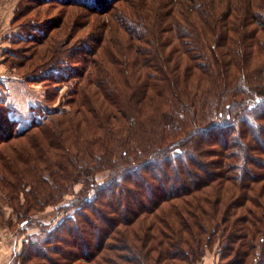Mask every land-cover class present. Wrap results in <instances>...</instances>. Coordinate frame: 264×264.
Listing matches in <instances>:
<instances>
[{"label":"trees","instance_id":"1","mask_svg":"<svg viewBox=\"0 0 264 264\" xmlns=\"http://www.w3.org/2000/svg\"><path fill=\"white\" fill-rule=\"evenodd\" d=\"M27 1L78 6L108 14L105 24L112 33V47L99 48L100 45H87L88 41H85L74 52L82 55V59L70 61L66 57L61 58L60 66H64L61 71L56 67H49L39 72L41 76L35 72H30L29 75L15 74L22 80L42 77L48 81L60 77L69 78L70 74L76 75L78 86L71 89L73 97L69 101L74 112L85 117L89 127L94 125L106 130L104 135L94 132L97 135L93 143L85 142L84 149L77 146L72 148H76L78 153L82 151L87 160L99 162L102 166L100 168L109 170L108 176L100 183L91 182L86 185L85 189L91 188L95 193L81 195L71 201L69 205H77L79 208L72 209L52 227H46L43 233L45 236L38 240L31 239L28 242L32 245L30 249L44 253L41 248L43 244L55 243L53 248L62 254V264H197L217 243L219 254L216 264H255L258 257L259 264H264V211L258 215L254 210L263 201L257 197L264 193V181L255 186L264 180V157H259L264 156V65H258L257 74L246 79L243 73L235 76V72H230L236 68L232 66L236 65L233 61L227 62L225 52L222 51L219 57L217 54L213 55L215 50L211 56L204 51L205 44L197 40V32L195 34L178 20V17L190 20L191 17L197 18L207 29L208 24L212 23L209 18L213 13H210V6L204 0H158L155 4L149 0L142 4L135 2L138 0H18V5L23 7L20 12H24V7L28 6ZM118 1L123 2L117 5ZM171 3L174 5L170 6ZM163 4H166L165 9H159ZM214 7L222 8L219 4ZM232 8L229 5L226 10L233 11ZM165 14L168 20L165 19ZM16 21L17 18L14 22ZM252 21L264 36V12H254ZM14 22L12 25H15ZM18 24L23 35H11V44L36 43L44 38L48 26L33 18ZM195 27L202 32L201 25ZM254 31L255 29H251L242 33L250 36ZM254 40L253 44H258L263 53L264 38L255 36ZM99 41L101 44V40ZM172 41L176 43L172 44ZM11 44L5 49L6 55L16 56L15 51L10 48ZM206 49L210 51L209 47ZM127 53H131L130 58H127ZM165 55L169 59L175 57L174 67H181L184 62V67L190 72L187 80L185 77L184 88L178 90L173 84L170 85L169 78H166L167 85L163 84L164 77H159L152 71L151 66H159L158 70L165 67ZM229 55L236 58L232 49ZM119 56L123 64L133 67L136 75L132 86L122 82L127 88L125 93L131 96L127 98L130 105L122 104L120 92L115 85H121V82L113 79L119 76V70L113 72L110 68L112 63H120ZM186 58L193 62L186 63ZM219 58L216 67L215 61ZM236 62L239 64V59ZM72 63L74 66H71ZM76 63L84 64L83 68L77 69ZM90 64L93 68L85 78V66L89 67ZM220 65L221 72L218 70ZM192 67L200 73V78ZM210 79L211 83L208 82ZM190 80L195 83L190 84ZM171 82L174 83L172 79ZM196 82L198 84L195 89ZM85 84L93 89L95 99L89 100L97 106V113H94L96 107L93 103L87 100L88 96L82 94L81 88ZM167 89L173 90L172 98L168 96ZM206 94H211L215 101L211 103V114L207 112L209 116L204 119L198 117L195 105L208 107L210 98ZM94 95L91 94L90 97L93 98ZM202 95L205 102L200 104ZM189 96L194 98L192 102L183 100ZM123 98L126 100V97ZM104 103L115 110L107 112V107L103 108ZM177 104L183 106L186 114L179 110ZM157 108L160 113L154 121L149 113ZM3 109L1 108L0 113H5L4 118H0V142L13 145L11 152L16 154L20 162L8 165V156L2 158L1 167L6 166L7 172L0 175V185L14 187L9 200L14 199V211L18 213V218L27 222L26 211L31 207L26 206V203L34 206L32 209L54 204L68 187L67 183L77 179L79 172H75L73 167L59 164V159H55L58 155H54V151H61L65 157L66 148L69 166L76 162L65 144L70 136L63 142L57 134L59 132L51 127L54 122L63 125L61 117L52 120L48 118L58 114V111L53 110L43 121H32L22 129H13V126L8 128V124H12L11 115L6 114L8 108L5 107V111ZM100 111L102 116L98 115ZM92 113L98 119L89 115ZM142 114H145V120L141 117ZM107 115L116 117L118 127L111 118L108 123L116 125L117 129L103 122ZM191 117L192 120L199 121L191 125L188 122ZM148 118L151 121L147 123L145 121ZM154 125L160 130L158 134H153L156 132L152 128ZM114 129L117 133L108 136ZM122 130L132 134L138 130L146 132L152 147L147 149L137 144L138 139L135 142L131 135H123L120 132ZM223 130L221 139L217 142L214 140L216 149L199 146L204 139L201 138L198 142L195 133L200 131L204 136H211L214 131ZM37 133L43 134L47 143L42 140V143H34L33 138L38 137ZM230 134L233 135L228 137ZM250 137L256 139L252 147L244 143L249 144L252 140ZM18 138H26L28 141L18 143L15 141ZM93 147H99L102 154L95 152ZM247 147L258 157L246 154ZM2 150L3 148L0 149V154ZM31 151H36L35 158ZM21 153L31 154L22 157ZM210 156L217 158L212 160ZM95 157L100 161L94 160ZM160 160L167 164L154 168ZM173 162H176V167ZM39 163H47L48 168H38ZM92 167L93 164H88L82 168L83 171L80 170L84 181L97 171L95 168L92 170ZM253 168L262 169V174H258V170ZM45 169L49 173L47 178L43 173ZM39 175L44 181L40 180L38 186L42 185L44 190L38 192V187L32 188L22 204L26 206L22 211L17 205L16 189L21 184L30 185L27 179L40 177ZM108 191L107 195L104 194ZM39 193L44 195L40 196ZM104 198L108 201L104 202ZM81 206L83 211L87 209L94 218L80 212ZM261 207L264 206L261 204ZM138 218L141 220L137 221ZM57 231L61 235L56 236ZM62 245H69L70 250H62ZM113 248L119 250L117 255L122 262L113 261L109 254L107 257L103 255L104 257L97 258L105 249L112 251L110 253L115 256Z\"/></svg>","mask_w":264,"mask_h":264},{"label":"rangeland","instance_id":"2","mask_svg":"<svg viewBox=\"0 0 264 264\" xmlns=\"http://www.w3.org/2000/svg\"><path fill=\"white\" fill-rule=\"evenodd\" d=\"M18 0H0V113L1 108H4L3 111H5V107L8 108V111L6 114L11 115L12 124H8V128L13 129H22L24 128L28 123L32 121H43L45 117L50 114L53 110L58 111V114L50 115L48 118L54 119V118H62L63 119V125L57 124V122H54L51 124V127H53L56 131H58L61 137V140L64 142V139L70 136V139L67 141V148L68 152H70L75 158L76 162L72 163L71 166L67 163L66 159V148H65V157L63 153L60 151H54V155L57 154L58 157L55 159H59V164H64L66 167H73L75 172H79V176L77 179L73 182L67 183V186L65 188V191L61 193V197L57 202L54 204L46 205L43 208L36 207V209H32L34 206H29L28 203H26V206L31 207L29 210L26 211L28 217V221H23L20 217L18 218V213L14 211V199L9 200V196L13 194V188L11 186H1L0 185V264H54V263H63L62 254L57 253L55 250L56 248H53V245L55 243H52L50 245L43 244L41 248H43L44 253L39 252L36 250H32L31 244L28 242H31V239H37L41 238L42 236H45L44 231L46 230V227H52L55 222H59L61 219H63L65 216H67L72 209H78L79 206H71L69 205L71 201H73L76 198H79L81 195H93L95 192L91 190V188L85 189L86 185H90L92 182L93 184H97L102 182L109 174L108 169L100 168V163L93 161L92 159L87 160L86 156H84V153L77 152L76 148H72L77 146L80 149H84V146L86 143H93L94 137L97 135L94 132L99 133L100 135H104L106 133V130L100 129L98 127L88 126L87 125V119L85 117L82 118L81 114L77 115L79 113L74 112V108L72 106V103L69 101L73 97L70 94V91L74 86H78V78L76 75L70 74V77H60L54 80H46L44 78L36 77L35 80H22L20 77H18L15 74H31L30 72H35V74L41 76L39 72L50 68H57L59 71H61L64 66H60V60L63 57H66L70 61H74L76 59H82V55L79 56L77 53L75 54V50L77 47L81 44H84L85 41H88L87 45L94 44L95 46H99V48L102 46L103 48L105 46L112 47V33L111 31L106 27V22L108 21L106 16L108 14L98 13V12H92L87 9H83L78 6H69L66 7L65 5H58V4H43V3H35L34 1H27L28 6L24 7V12H20L23 7L21 5H18ZM148 0H138L135 2H138L140 4L146 2ZM152 4H155L158 2V0H149ZM166 2H169L170 0H165ZM173 1V0H172ZM207 4L210 6V13H213V15L209 18V20H212V23L208 24L207 29L203 27L202 22L197 18L187 19V17H178V20L182 25L187 26L191 30L194 31L196 34L197 32V40L205 44L204 51L210 56L212 55L213 50H215V54L219 57L221 56V52H225L227 62L230 63L233 61L234 65L230 72H235V76L241 75L242 73L245 75L246 79H249V76L257 74V67L258 65H264V51L263 53L260 51V46L255 43L254 37L258 36V38H264L263 34L258 29L257 25L254 21H252V14L255 12H264V0H223L222 3L219 0H204ZM214 1V2H211ZM123 1H118L117 5L122 3ZM25 3V2H24ZM150 4V5H152ZM219 4L221 6V9H215V5ZM174 4L171 3L170 6H173ZM232 6V10H226V7ZM166 7V4H163L159 9L164 10ZM139 9V8H138ZM15 10V11H14ZM250 12V13H248ZM14 13V15H13ZM21 14L23 16L19 17ZM26 13V14H25ZM162 13V12H161ZM172 16V15H171ZM209 16V15H208ZM15 18H17V21H15ZM36 20L37 22H41V24H47L46 28V34L44 38H42L40 41L36 43H13L11 44L10 36L11 35H19L22 36L23 32L18 23L25 22L29 19ZM147 16L145 17V20L147 21ZM165 19L168 20L167 15L165 14ZM19 20V21H18ZM190 20V21H189ZM13 22L15 25H12ZM148 23V21H147ZM197 24V25H196ZM201 25V31H198L195 26ZM194 27V28H193ZM251 29H255L254 32L251 33L250 36L245 35L248 31ZM246 31L245 34L242 32ZM255 34V35H254ZM204 35V36H203ZM253 36V38H251ZM103 37V38H102ZM203 37V39H202ZM101 38V39H100ZM249 38V39H248ZM88 39V40H87ZM101 40V44L100 41ZM205 40V41H204ZM97 41V42H96ZM99 41V42H98ZM176 42L177 39H176ZM176 42L172 41V44H175ZM10 46L11 49L15 51V55H6L7 47ZM93 46V45H92ZM258 46V47H257ZM85 47V45H84ZM209 47L210 51L206 48ZM151 48V46H150ZM232 49L235 52L236 58L233 55H229V51ZM103 53L105 51L103 50ZM133 53V52H132ZM241 53V54H240ZM108 55V52L106 51L105 55ZM129 54L127 53V58L129 57ZM87 56V55H86ZM241 57V58H240ZM87 58V57H86ZM93 58V57H92ZM175 57L173 56V59ZM232 58V59H231ZM239 59V64H237L236 60ZM120 63L114 64L110 66V68L114 71L119 70V76L117 78H113L115 82L118 80L121 82V85L115 83V85L118 88V91L120 92V100H122V104L130 105L128 103L127 98H131L129 94H126V87L122 82H126V84L133 85L134 80L136 79V75L134 72L133 67L129 64H123L121 62V57H118ZM164 63L165 67L159 69V66H151L152 71H154L159 77H164L162 81H164L163 84H166V78L170 79V85L173 84L178 88H184L185 85V77L187 80V77L190 75L188 73V70L184 67V62L182 66L180 67H174V60L172 58L169 59L168 56L165 55ZM186 63L193 62L190 59H185ZM219 59H217L216 67L219 64ZM195 61V60H194ZM111 63V62H110ZM71 66H74V63L71 64ZM76 68L81 70L84 66L82 63H76ZM86 67V73L85 78L90 73V69H92V65ZM228 67V66H227ZM231 67V68H232ZM220 69L219 72H221V65L218 67ZM78 70V71H79ZM192 70L198 74V71L196 69ZM196 74V75H197ZM200 74V73H199ZM198 74V76H199ZM67 75V74H66ZM72 75V76H71ZM208 76V75H207ZM209 77V76H208ZM84 80V76L82 77ZM200 78V76H199ZM31 79V77H30ZM171 79L174 81V83L171 82ZM190 79V78H189ZM208 81V80H207ZM195 81L190 80V84ZM208 82H212L211 79ZM221 83V81L219 80ZM193 83V84H194ZM196 84H194V88L196 89ZM253 84V82H251ZM194 89V90H195ZM92 87L89 84H85L83 88H81L82 94L87 95L88 101H91L89 99H95V95L92 92ZM167 94L172 98V89H167ZM94 95L93 98L90 97V95ZM209 98V105L208 107H200L198 105H195V108L197 107V114L198 117L206 119L211 114L212 101H215L213 97L211 98V94H206ZM200 100V104L205 102V97L202 95ZM126 97V100L123 98ZM184 96H182L183 98ZM83 98V97H82ZM186 102H192L194 98L192 99L190 96L186 99H183ZM92 102V101H91ZM93 103V102H92ZM155 103V102H154ZM181 104V103H180ZM216 104V102L214 103ZM94 105V103H93ZM95 106V105H94ZM96 109L94 110V113H97V106H95ZM107 107L108 111H114L115 109L110 106L108 103H104L103 108ZM177 107L182 112H185L182 105L177 104ZM160 113L159 108L152 110L151 113L153 116V119L158 117ZM89 115H94L89 114ZM98 115H101V111L98 112ZM4 114H0V118H4ZM63 116V117H62ZM67 116V118H65ZM96 118L97 116L94 115ZM145 114H142L141 117L143 120ZM188 117H190V113H188ZM111 116L107 115V118L104 119V123L109 124L108 122ZM191 117V125L195 124L199 120H195ZM98 119V118H97ZM113 123L117 124V127L119 126L115 118H111ZM151 119H147L145 122H150ZM65 124V125H64ZM111 128H116V125H112ZM146 125V124H145ZM63 126V127H62ZM124 126H127V122L124 123ZM152 127V126H150ZM60 128H63L59 131ZM156 130L153 134H158L160 132L157 125H154L152 127ZM114 129L108 136L115 135L117 133V130ZM64 132V133H63ZM123 135H131L136 142L135 139H138L139 142H136L137 144H141L144 147L151 148L152 145L151 140H148V134L144 131L138 130L135 133H131L130 131H120ZM223 131L213 132L211 136L208 135H202L201 132H197V140H201V138L204 139L202 143H200V147L203 148H209V149H216L217 145L214 144V140L217 142V140L221 139V134L223 135ZM264 132V131H263ZM64 134V135H63ZM66 134V135H65ZM200 134V135H199ZM63 135V136H62ZM233 134H230L228 137L232 136ZM37 138H33L34 143L42 142L47 143V138L44 137L43 134L37 133ZM233 138V137H232ZM260 138H262L260 136ZM252 139L249 144H246L247 146H254L253 141H255V137ZM255 139V140H254ZM18 143H26L28 139L26 138H18L15 140ZM12 141V142H15ZM75 143H74V142ZM157 141V140H156ZM261 141V139H260ZM41 142V143H42ZM69 142V143H68ZM86 142V143H85ZM208 142V143H207ZM159 144V143H158ZM213 144V145H212ZM4 144L0 142V149L3 148L0 154V175H5L6 166H2V158H6L7 155V164L8 165H14L15 162H20L19 158L16 157V154L12 151L11 147L13 145ZM155 147V146H154ZM242 147V145H241ZM250 147H247L245 150V153H249L250 155L254 154L256 158L258 157L255 153H252V149H248ZM94 151L100 153L101 149L99 147H93ZM73 151V152H72ZM36 151H31L32 156L35 158ZM21 153L22 157L30 156V154ZM42 155H45V152L41 153ZM95 156V154H94ZM212 160H215L217 157L210 156ZM259 157H264L260 155ZM6 160V159H5ZM94 160L100 161L98 157H95ZM88 164H93L92 170L97 169L94 173H92L88 178L87 181H84V175L80 173V170L83 171L82 168H84ZM164 164H167L166 161L162 163V160L157 161L155 164L156 167L163 166ZM7 165V166H8ZM38 168H48L47 163L38 164ZM173 166L176 167V162H173ZM102 167V166H101ZM169 167V166H168ZM171 167V166H170ZM78 168V169H77ZM95 168V169H94ZM100 168V169H99ZM252 168V167H251ZM250 168V169H251ZM91 170V171H92ZM253 170H258V174H262L261 170L259 168H253ZM60 173V171H57ZM44 176L46 178L48 177V170L43 171ZM58 173H55L56 176ZM40 177H33L32 179H27L29 181L30 185L21 184L18 189H16L17 193V205L19 208L24 211V208L26 206H22V204L25 202L26 196L32 188L38 187V189L41 192V190H44V187L38 186L41 182L40 180L44 179L39 175ZM43 176V177H44ZM56 178V177H55ZM82 178V179H81ZM59 179H57L58 181ZM262 181H259V183H256L255 186L261 184ZM56 182V180L54 181ZM110 191V190H109ZM108 192H105L104 194L107 195ZM8 192H12L11 194H8ZM44 193V192H43ZM40 196H43L44 194L39 193ZM15 196V194H14ZM44 199V197H42ZM112 199H114L112 197ZM257 199L263 200L259 205H256L254 210L258 215H261V212L264 211V207H261V204L264 206V193L257 197ZM107 198H104V202H107ZM94 204V203H92ZM96 206H98L96 204ZM249 206V204H248ZM76 207V208H75ZM99 207H101L99 205ZM102 208V207H101ZM85 210V209H84ZM82 210V206L80 209V212ZM24 213V212H23ZM87 214V216L90 218H94V216L87 211H83V214ZM24 219V218H23ZM94 220V219H93ZM141 220V218H138L137 221ZM99 222V219L96 220V223ZM120 231V230H118ZM56 236L61 235L60 231H57ZM65 239V238H64ZM67 241L71 242L70 239H67ZM92 240V239H91ZM38 242V241H36ZM116 244L118 242L113 241ZM258 242V241H257ZM30 244V245H28ZM60 244V243H58ZM68 244V243H67ZM120 244V242H119ZM59 246V245H58ZM57 247V246H54ZM33 248V247H32ZM50 248V249H48ZM69 245H62V250L69 249ZM217 247V243L211 248L210 251H207L205 255L202 257V259L197 264H216L217 257L219 254ZM70 250V249H69ZM113 252L116 254L115 256L111 254L107 249L103 250L101 253H99V256H106L109 254L112 256L113 261H119L122 262V259L117 255L119 253V250L113 248ZM42 251V250H41ZM58 251V249H57ZM103 256V257H104ZM258 257V256H257ZM260 257H258L259 259ZM256 261L255 264H259L260 260ZM227 260V259H226Z\"/></svg>","mask_w":264,"mask_h":264}]
</instances>
